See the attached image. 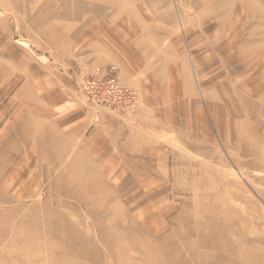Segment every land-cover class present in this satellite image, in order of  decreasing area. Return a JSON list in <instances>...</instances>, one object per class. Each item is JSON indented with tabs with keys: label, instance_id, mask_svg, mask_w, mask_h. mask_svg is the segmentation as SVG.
<instances>
[{
	"label": "rangeland",
	"instance_id": "rangeland-1",
	"mask_svg": "<svg viewBox=\"0 0 264 264\" xmlns=\"http://www.w3.org/2000/svg\"><path fill=\"white\" fill-rule=\"evenodd\" d=\"M0 73V264H264V0H0Z\"/></svg>",
	"mask_w": 264,
	"mask_h": 264
},
{
	"label": "built area",
	"instance_id": "built-area-1",
	"mask_svg": "<svg viewBox=\"0 0 264 264\" xmlns=\"http://www.w3.org/2000/svg\"><path fill=\"white\" fill-rule=\"evenodd\" d=\"M117 67H98L96 73L85 75L80 83L87 101L94 108H106L131 115L138 104V95L133 86L122 85L116 78Z\"/></svg>",
	"mask_w": 264,
	"mask_h": 264
},
{
	"label": "crops",
	"instance_id": "crops-1",
	"mask_svg": "<svg viewBox=\"0 0 264 264\" xmlns=\"http://www.w3.org/2000/svg\"><path fill=\"white\" fill-rule=\"evenodd\" d=\"M44 57L46 58L47 61H51L50 58L46 56ZM59 74H63V73H59ZM75 86L76 85L73 77L70 74H68V122L66 123L68 126V150L70 148L72 149L73 145H79L77 148L79 149L80 152L82 151L86 152V148L88 152L89 145L90 144L94 145V142L92 141L91 138L96 137L99 133L98 132L99 129L97 127L103 128L110 126L115 128L116 123L114 124L104 120L100 124H94L90 120L87 110L84 108L81 101L77 99V97L79 96L75 95ZM35 93L38 96H40L39 89L35 88ZM116 112L111 111L110 113L109 112L105 113V115L106 117L116 116L117 115ZM91 124H94L95 127H91ZM105 129L103 130V132L108 136V131ZM101 138L103 137L101 136ZM95 148H93L90 151L92 152Z\"/></svg>",
	"mask_w": 264,
	"mask_h": 264
},
{
	"label": "bare ground",
	"instance_id": "bare-ground-1",
	"mask_svg": "<svg viewBox=\"0 0 264 264\" xmlns=\"http://www.w3.org/2000/svg\"><path fill=\"white\" fill-rule=\"evenodd\" d=\"M183 3V2H182ZM240 3V2H239ZM243 4L245 5V3L243 2ZM100 8V7H99ZM248 9V8H247ZM250 10V9H249ZM248 11V10H247ZM250 13V12H249ZM223 27H225V26H223ZM220 29H222L221 27H220ZM225 30V29H224ZM223 30V31H224ZM262 45V44H261ZM258 55V54H257ZM254 56V55H253ZM1 74V73H0ZM248 82V81H247ZM251 84V83H250ZM249 84V85H250ZM263 91V90H262ZM246 93V92H245ZM244 97V96H243ZM251 97V96H250ZM254 99V98H253ZM247 101V100H246ZM256 102V101H255ZM260 103V102H259ZM246 104H247V102H246ZM255 105V104H254ZM257 105V104H256ZM249 106V105H248ZM251 106V105H250ZM244 109H246V108H244ZM252 110V109H251ZM247 111V110H246ZM259 115H260V117H262L263 119H264V105H263V109L260 111V113H259ZM260 136V135H259ZM262 138V137H261ZM262 141V140H261ZM261 144H263V143H261ZM136 224V223H135ZM151 227V226H150ZM149 231V230H148ZM148 233V232H147ZM207 243V242H206ZM193 246V245H192ZM159 248V247H158ZM157 248V249H158Z\"/></svg>",
	"mask_w": 264,
	"mask_h": 264
}]
</instances>
